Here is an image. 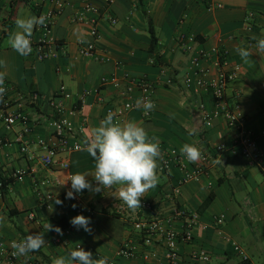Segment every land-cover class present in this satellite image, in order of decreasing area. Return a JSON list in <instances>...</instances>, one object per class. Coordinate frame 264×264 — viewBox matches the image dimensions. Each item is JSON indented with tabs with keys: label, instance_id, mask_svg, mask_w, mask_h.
<instances>
[{
	"label": "crops",
	"instance_id": "obj_1",
	"mask_svg": "<svg viewBox=\"0 0 264 264\" xmlns=\"http://www.w3.org/2000/svg\"><path fill=\"white\" fill-rule=\"evenodd\" d=\"M69 1L70 6L55 18L53 25L54 36L63 47L60 57L38 61L14 51L7 43L8 35L16 30L18 15L37 16L40 10L52 8L51 0H0V60L5 62L0 66V72L6 74L11 98L18 101L20 96L28 98L37 93L41 101L34 105L25 103L22 110L39 123L52 115L47 100L55 96L61 85H65L74 97L86 90L99 89V95H90L81 107L80 116L75 118L77 126L81 118H88L85 137L105 118L107 106L122 102L120 93L125 86L120 90L101 86L103 78L114 74L121 76L123 71L135 77L149 78L155 84L156 107L152 116L145 118L143 110L136 109L128 114L126 122L131 120L143 126L149 138H157L162 149L180 150L185 143L193 144L209 156V163L206 165L208 175L199 182L182 183L185 171L177 168L170 173L161 172L162 159L159 160L158 185L144 194L141 204L150 203L152 215L162 219L169 218L174 207L198 215L193 240L179 244L180 264H264V165L251 168L244 158L233 153L235 130L224 118L217 119L211 128L205 127L199 106L214 111L215 100L210 92H195L185 87L183 81L192 53L178 41L181 34L194 36V46L208 51L217 48L226 53L231 66H240V73L229 85L227 96L232 105H240L247 128L259 135L257 143L264 157V136L261 135L264 131V54H255L256 42L251 39L253 35L264 34V0H214L222 4L221 8H209L202 0H117L112 6L93 0L99 10L97 46L111 57L109 63L79 55L77 33L90 43L93 41L91 26L74 20L84 9L85 1ZM93 16L86 13L88 19ZM113 19L117 23L114 24ZM249 26L250 31L247 30ZM151 27L157 38L153 51ZM237 47L254 53L250 63L241 60L235 51ZM214 61L212 58L203 62L210 69L209 78L218 73ZM116 62L122 64V70L116 69ZM20 129L21 125H16L7 130L0 120V143H5L0 181L14 169L23 168L29 172L22 182L10 181L6 191L0 190V216L4 218L0 221V243L9 244L29 234L44 233L47 243L31 253L43 264H52L55 258L67 256L78 244L93 247L96 252L93 258L107 256L112 264H159L164 260V246L147 250L133 230V222L148 213L141 208L129 209L118 198L115 187L99 193L82 192L84 204L95 211L90 219L91 234L83 229L67 236L55 231L46 232L48 223L64 232L71 226L70 219L77 215L72 204L63 197L66 189L55 183V180L63 183L68 172L59 167L43 168L39 161L41 152L34 145L35 160L30 161L22 154L15 141ZM49 133L45 124H39L34 127L32 137H44ZM219 145L226 147L220 154L216 151ZM59 158L69 162L71 174L86 173L95 186L91 177L95 163L86 151ZM33 177L52 180L54 183L44 192L52 193L54 198L63 201V205L52 201L53 211L43 209L34 192ZM31 212L36 215L34 221L28 219ZM220 216L225 220L218 226L215 218ZM173 226L182 230L184 221H175ZM129 239L136 240L137 255L134 258L119 257L122 244ZM234 245L244 251L248 260L240 258ZM147 252L151 254L149 260L143 257ZM200 252H204L209 261L196 258L195 254Z\"/></svg>",
	"mask_w": 264,
	"mask_h": 264
},
{
	"label": "built area",
	"instance_id": "obj_2",
	"mask_svg": "<svg viewBox=\"0 0 264 264\" xmlns=\"http://www.w3.org/2000/svg\"><path fill=\"white\" fill-rule=\"evenodd\" d=\"M84 1V9L75 15L74 20L91 26L90 35L93 41L90 43L80 42L79 55L83 58H96L102 63H109L111 57L105 51H101L97 46V41L100 39L97 27L99 10L93 5V0ZM116 1L117 0H101L105 6H112ZM202 1L207 3L209 8L222 7V4L216 3L214 0ZM51 2L52 8L46 11L40 10L38 12L37 17L43 14L47 17V20L44 26H37L35 28L31 37L33 51L31 54L27 55V57H34L38 61L57 59L60 57L61 50H63V47L59 45V42L54 36L53 25L55 18L59 16L66 7L70 6L71 3L69 0H51ZM86 13L94 16L88 19ZM112 22L114 24L117 23L114 19ZM247 30H251L250 26ZM178 41L192 53L188 73L183 81L185 87L195 92L200 90L210 92L215 100L214 111H208L204 105L199 106L205 127L211 128L217 119L221 117L224 118L226 124L235 130L232 141L233 153L244 158L247 165L251 168L262 167L264 165V157L257 143L259 135L247 128L246 119L241 112L240 105H232L227 96L229 85L237 79L240 73V66H231L226 59V53L217 48L208 51L200 46H194L196 43L194 36L181 34L178 37ZM212 58H215L213 65L217 68L218 73L214 78H209L210 69L205 67L203 62L211 60ZM115 67L117 70H122L123 68L120 62H116ZM101 86H112L119 90L125 86L120 93L122 102L116 106H107L105 116L111 111L114 113L117 120L126 122L128 114L136 109H142L145 118H150L152 116V112L155 109L150 112H145L142 106L137 107L136 105V100L138 98H143L152 100L156 107L155 84L151 82L149 78L145 76L135 77L129 72L123 71L121 76L114 74L110 77L103 78ZM4 87L6 88V92L4 93L3 100L0 101V120L3 121L7 130H12L16 125H21V129L17 133L15 139L16 143L20 146V152L26 155L30 161H33L36 159L32 151V145H34L41 152L39 161L43 168L52 170L54 167H59L61 170L67 171L68 176L71 175L69 172V162L59 157L61 155H70L82 151V140L88 126V118H81L78 126L75 123V118L80 116L81 107L85 104L86 99L93 93L99 95L100 90H86L74 97L65 85H61L55 96L47 100V104L52 110V115L47 117L45 122L41 121L38 123L27 116L22 109L25 103L30 105L39 103L41 97L37 93H34L28 96V98L26 96H20L19 100L15 101L11 98L10 87L6 82L4 83ZM99 101L101 102L102 98H100ZM39 124H45V127L50 129V133L48 136H38L33 139L34 127ZM261 135L264 136V131ZM4 146L5 143L1 142L0 168H3L2 149ZM225 148L224 145H219L216 147V151L220 154ZM160 151L162 153L160 171L170 173L177 168L185 171V177L182 183L188 181L199 182L204 176L208 175L206 169V165L209 163L208 155L202 154V158L195 164L189 163L178 149H162L160 147ZM28 175L29 172L27 169L20 168L11 170L8 174L3 175L0 181V190H2L3 183H9L10 181L22 182ZM32 181L34 192L40 201L41 207L46 210H51L49 205H52L54 195L50 192L45 193L44 189L48 188L54 182L48 177H43L41 179L33 177ZM55 183L58 185L61 184L59 180H55ZM208 185L212 186V183L209 182ZM64 188L66 191L63 197L72 205H77V207L74 208L76 214L84 215L91 219L95 211L90 206L84 204L83 194H76V199H67L66 192L70 188V181L67 187ZM141 205V209L147 212L148 215L137 219L132 224L134 232L139 236L138 241H140L147 250L159 245L164 246L166 249L165 258L160 261L159 264H180L179 244L181 242H191L193 240L194 229L198 225V215L190 213L183 208L174 207L170 217L162 219L152 215V206L150 203H142ZM35 218L36 215L33 212L29 213L28 219L30 221H34ZM215 220L217 225L221 226L225 218L224 216H220L215 218ZM175 221H184V228L182 230L175 229L173 226ZM79 230L71 225L63 234L67 236L73 231ZM78 245L83 247L86 251H91L92 254L96 253L95 249L91 246L83 244ZM234 250L243 261L248 260L247 255L239 246L234 245ZM12 251L11 242L9 244L0 243V264H43L39 258L31 253H29L27 257H13ZM118 255L124 258H134L137 255L136 240L129 239L125 241ZM150 255L151 254L147 252L143 257L149 260ZM195 257L202 261H209V257L204 252L195 254ZM108 264H112V262H108Z\"/></svg>",
	"mask_w": 264,
	"mask_h": 264
},
{
	"label": "clouds",
	"instance_id": "obj_3",
	"mask_svg": "<svg viewBox=\"0 0 264 264\" xmlns=\"http://www.w3.org/2000/svg\"><path fill=\"white\" fill-rule=\"evenodd\" d=\"M47 17L40 15H29L27 17L18 15L15 20L14 32L8 35V45L21 56L32 53L31 37L37 26H44ZM77 39L81 43H87L85 37L77 33ZM256 53L264 54V34L260 37L253 35ZM236 53L245 63L251 62L253 52L244 47H237ZM0 60V66L4 65ZM5 73L0 72V101L3 100L6 88ZM137 107L142 106L145 112L155 109V103L150 99L138 98ZM174 118V117H173ZM194 133H189L193 135ZM82 150L86 151L95 163L94 175L91 176L96 182L95 186L87 179L86 173L76 172L60 184L67 187L70 181V188L66 192L67 199H76V194L85 190L99 193L109 188H116L118 198L129 208L135 210L141 208V200L144 194L155 188L159 182L158 161L162 159L159 142L156 137L149 138L147 130L135 121L121 122L115 118L113 112H109L99 126L92 129L82 140ZM182 156L186 157L189 163H195L202 158V152L195 145L185 143L180 148ZM56 205H63V201L54 198ZM73 208L77 205L73 204ZM53 211L52 205H49ZM4 218L0 216V221ZM69 223L75 228L83 229L91 234V220L84 215L72 217ZM47 231H55L63 235L62 229L50 223L45 225ZM44 233L29 234L20 241H12L11 248L13 257H27L29 253L37 252L45 246ZM52 264H108V257L101 256L93 258L91 251L84 250L78 245L72 249L67 256H59L52 261Z\"/></svg>",
	"mask_w": 264,
	"mask_h": 264
},
{
	"label": "trees",
	"instance_id": "obj_4",
	"mask_svg": "<svg viewBox=\"0 0 264 264\" xmlns=\"http://www.w3.org/2000/svg\"><path fill=\"white\" fill-rule=\"evenodd\" d=\"M149 31H150V35H151V41H152L151 51H153V50H155V47L157 45V38H156L155 31H154L153 27H151ZM8 184H9L8 182L3 183L2 191H6ZM64 230H65V227L63 228V231Z\"/></svg>",
	"mask_w": 264,
	"mask_h": 264
}]
</instances>
